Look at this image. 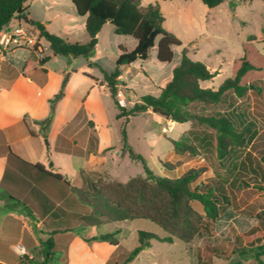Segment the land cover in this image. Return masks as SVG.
I'll return each mask as SVG.
<instances>
[{"label":"trees","instance_id":"1","mask_svg":"<svg viewBox=\"0 0 264 264\" xmlns=\"http://www.w3.org/2000/svg\"><path fill=\"white\" fill-rule=\"evenodd\" d=\"M28 1L0 0V32L11 20L23 19L39 31L40 36L48 42L54 55L72 58L81 56L90 59L98 44V33L106 23L112 24L116 35L131 36L137 40V46L134 50L131 52L124 51L120 54L116 61V67L111 74L104 72L115 108L118 110L117 119L151 111L176 123L191 122L192 126L197 125L209 129L211 131L209 134H201L202 131L194 127L190 128V138L172 139L173 150L177 155L188 153L195 156L200 150L206 149L207 145L213 144L206 139L208 136L214 142V155L217 162H221L224 167H227L226 177L218 174L217 180L211 179L207 183L198 182L200 176L206 171L203 167L191 168L175 178L155 174L148 167L145 158L133 152L128 144L127 133L123 129V149L128 151L133 159L142 163L146 175L133 176L126 181L100 176L95 182H92L89 186L91 196L84 195L80 198L84 203L83 210L85 212L77 215L82 217L83 227L96 224L94 216L97 212V205L94 201L96 197H100L114 207L110 211L111 220L147 219L157 224L167 234L158 236L152 232L138 231L140 245L130 251L124 250L121 253L123 261L115 264H130L142 250L151 246L152 240L174 243L178 239L187 244L188 250L191 249L190 246L197 239H201L205 244L211 242L214 225L223 218L231 221L236 219L232 210L223 208V206L230 204L226 184L238 188L249 186L245 180H238L236 177H232L231 181L228 179L233 172L247 169V163L243 158L244 151L257 137L254 121L244 112L237 110L235 104L228 100V96L232 92L237 98H244L252 85L257 94L263 91L262 86H256L255 83H250L247 80L254 72L264 71V55L258 50L252 54L246 51L241 58L234 61L233 75L219 87L214 88L204 87L202 83L212 81L218 72L212 71L201 61L191 59L188 55V49L184 47L181 51L180 63L173 69L171 80L160 87V93L157 96L143 95L139 102L127 109L121 106L116 99L117 85L120 83L118 77L122 73L121 66H130L136 61L148 60L150 51L155 47L157 59L160 62H172L174 58L172 47L182 45L181 40L164 27L165 16L160 4L156 2L144 5L143 0H71L78 15L86 18L85 27L89 35V40L86 43H72L59 35L50 33L43 23L29 19L26 14ZM201 1L212 9L220 6L225 0ZM240 1L251 2L253 0ZM236 5L235 1L230 2L232 9ZM158 38L159 41L157 42ZM260 42H264V28L261 33L250 35L247 38L249 44ZM49 59L50 57L40 59L39 66L44 65ZM34 71L36 69H30L25 63L21 72L25 76H31ZM42 71L46 72L45 70ZM65 85L66 78L59 93L50 100V114L41 122L43 134L51 123L56 103L64 95ZM222 104L228 105L230 109L222 110L220 108ZM25 123L30 133L37 135L27 120ZM240 158L241 160H239ZM14 159L21 160L13 152H10L8 161L13 162ZM261 162H264V156ZM253 163V160L249 159L250 168L254 174ZM27 165L29 167L28 175L31 179L46 183L47 178H49L53 182H59L64 188H59V195L63 196L64 190L71 194L77 193V189L72 187L71 183L61 174L49 171L39 164L27 163ZM8 176L9 167L1 187L4 188L13 207L21 206L25 213L36 221L44 219L45 212L43 213L42 209L45 208L44 210L47 211L52 209L54 201L45 200L43 202V200L35 198L34 193L31 194V197L13 194L7 187L5 188V178ZM66 202L74 206V202L70 198H67ZM194 203L199 204L201 211L194 207ZM87 204L91 205V211L86 209ZM57 212L65 213L66 210L59 207L52 214V217L57 216ZM257 218L264 222V211ZM44 225L49 227L47 222H44ZM58 227L49 232L35 228L34 233L39 242V254L42 260L29 258L28 255L23 254L21 264H51L55 259L53 235L71 231L70 228ZM120 232L121 230L117 229L114 232L99 234L92 238H84V240L86 242L91 240L107 241L117 250H120V241L117 237ZM46 233L49 237L44 240L42 236ZM77 233L82 234L80 231ZM259 239L256 238V241L258 242ZM242 255H247L245 250L241 251L238 257L241 258ZM263 255L264 243L258 244L254 247L251 256L258 264H264L261 258ZM234 264H238V262L236 261Z\"/></svg>","mask_w":264,"mask_h":264},{"label":"rangeland","instance_id":"2","mask_svg":"<svg viewBox=\"0 0 264 264\" xmlns=\"http://www.w3.org/2000/svg\"><path fill=\"white\" fill-rule=\"evenodd\" d=\"M47 1L48 3H46ZM151 1L158 2L160 6L162 5L165 14L164 27L178 32L183 45L175 46V58L172 62H160L157 59L155 47L150 51L148 60L139 61L130 69L123 68L125 83L134 89L138 97L146 94L154 96L159 94L156 85H163L171 78L172 63L180 60L181 51L184 47L188 49V55L191 59L201 61L209 69L218 72V75L212 81L204 83V87L217 88L226 79L230 78L233 75L234 61L241 58L246 51L252 54L258 50L264 55V42L247 43V38L250 35L259 34L264 28V0H254L252 3H245L240 0H225L222 5L214 10H210L201 0ZM231 1L237 3L234 9L230 7ZM28 4H32L34 15L49 17L52 21V29L58 32L61 31L63 23L71 21L76 16L75 7H73L71 0H45L44 2L30 0ZM46 4L50 5L49 10L46 8ZM178 9L182 10V18L180 19L175 16ZM188 15L190 20L193 18L196 21L208 17V19L214 20L215 24L208 23L207 32L202 35L203 32L200 30L201 34L198 35L197 31L187 27L186 19ZM21 24L24 25L25 21H22ZM17 25L18 21L13 19L7 26L16 27ZM7 26L4 27V30ZM171 32L174 33V31ZM87 36V33H85L79 35L76 39L82 37L87 39ZM132 40L134 39L131 36L116 35L114 27L110 23H106L102 27L100 44L91 57L96 56L98 58L99 67L97 70L94 69L93 72L95 73L96 70L97 76L102 82L106 83L104 72L111 74L114 71L119 48L124 45L130 48ZM42 43L45 47L44 55L51 56L48 42L43 40ZM24 53L25 51L22 52L21 50L16 52V54ZM36 58V55L32 53V59L35 60ZM64 60L62 57H57L49 63V66L56 71H62L71 63L77 66L85 58L80 56L76 59ZM247 81L255 83L256 86H262L263 91L257 94L254 91L255 87L252 85L244 98H237L232 92L228 96V100L235 104L237 110L244 112L254 121L257 130V137L244 151L243 158L247 163V169L233 172L228 179L231 181L232 177H236L238 180L248 182L249 186L238 188L226 184L230 204L223 206V208L225 210L230 209L235 213V221L221 219L213 227L211 242L205 244L201 239H197L190 246V250H188L185 242L178 239L174 243L152 240L151 246L142 250L130 264H234L236 261L238 264H258L251 255L255 246L264 243V222L257 218L264 211V162H261L264 156V71L254 72ZM128 91L130 90L128 89ZM96 96L98 99L96 104L98 107L97 121L98 123L103 121L104 124H100V127L108 130V143L114 147H118L121 143L123 146L121 138L124 129L127 133L129 146L135 154H140L145 158L153 173L175 178L191 168L203 167L206 171L200 176L198 182L207 183L211 179L217 180L219 178L218 174L226 177L227 167H224L221 162H217L214 155V142L208 136H206V139L213 144L207 145L206 149L200 150L195 156L188 153L177 155L173 150L172 139L190 138V128L194 127L202 131L201 134H209L211 132L209 129L197 125L192 126L191 122L177 123L175 126L168 122L163 124V129L160 124L161 116L151 112L132 116L130 120H127L128 117L117 119L118 110L115 108L114 99L108 93L102 92L100 88L96 90ZM54 98L55 96L52 99ZM130 98L134 102L140 101V98L135 96ZM132 106L133 104H130L125 108L129 109ZM220 108L222 110L230 109L225 104H222ZM98 115H101L100 119ZM51 121L53 122V118ZM121 157L119 167L113 170L115 179L126 181L133 176L146 175L142 163L137 159H133L129 152L123 148ZM248 158L254 162V174L250 168ZM79 163L80 160L76 159L73 162L74 168H69L71 164L66 168L70 177H73V169ZM166 164L168 165L166 166ZM109 178L112 177L109 176ZM94 202L97 205V212L94 216L96 225L83 232L98 235L120 229L121 232L117 237L121 249L117 251L116 262L114 263L123 261V256L120 255L121 257H119V254L124 250L130 251L140 245L138 231L144 230L158 236L167 235L162 228L147 219L111 220L110 211L114 207L100 197H96ZM193 205L198 211H201L199 204L194 203ZM64 238L65 235L58 236L59 241L61 239L63 241ZM256 238H260L258 242ZM101 243L102 241H95L90 244V248L97 249ZM103 243L108 245L107 241H103ZM86 248L85 244H80L79 246H73L69 252L63 253V251L56 250L55 259L51 264H62L57 259L65 254L69 258V264H105L108 261L107 256L111 254L109 250H106V260L104 257H99L85 262L87 256L83 255V251ZM244 250L247 255H242L241 258L238 257L240 252ZM9 252L11 257L14 258L15 249L9 250ZM261 258L264 262V255Z\"/></svg>","mask_w":264,"mask_h":264},{"label":"crops","instance_id":"3","mask_svg":"<svg viewBox=\"0 0 264 264\" xmlns=\"http://www.w3.org/2000/svg\"><path fill=\"white\" fill-rule=\"evenodd\" d=\"M29 1L26 3L28 7L26 14L29 19L43 23L50 33L59 35L69 42H88L89 35L85 27L86 18L79 16L76 8V16L71 21L63 23L61 31L58 32L52 29V21L49 17L34 15L32 10L33 2L32 4H28ZM41 1L44 2L45 0ZM252 2L254 0L245 3ZM150 3L154 2L143 0L144 5ZM73 7L75 6L73 5ZM46 8L49 10L50 5L46 4ZM161 10L164 14L162 5ZM175 16L179 19L182 18V10L178 9ZM15 19L18 21V24L24 21L23 19ZM208 23L215 24V21L208 19V17L201 19V21H196L193 18L190 20L189 15L186 19L187 27L197 31L198 35L201 34L200 30L203 32L202 35L207 32ZM170 30L174 31V34L180 39L178 32L174 29ZM100 32L97 35L98 44L96 49L100 44ZM85 33L88 35L87 39L84 37L76 39L79 35L81 36ZM133 39L130 42V48L125 45L119 48L116 61L122 52H131L135 49L137 40ZM174 48L175 46L172 47L173 52ZM17 50L25 51V53L16 54ZM44 52L45 49L42 53L35 52L29 48L0 49V264H21L23 254L28 255L29 258L41 261L42 257L39 254L38 247L39 242L35 236L34 229L37 228L49 232L58 226L70 228L71 231L53 235L55 244L54 253L56 250L63 251V253L69 252L73 246L85 244L87 246L83 251V255L87 256L85 262L99 257H104L106 260L105 252L109 250L111 254L107 256L108 261L105 264H115L117 248L109 243L105 245L103 241L97 249L90 248V244L98 240L86 242L84 238H92L96 235L87 234L83 231L95 227L96 224L84 228L82 217L77 215L85 212L83 210L84 203L80 198L84 195L91 196L90 184L95 182L100 176H110L115 179L113 175L115 172L113 170L119 167V161L122 159V143L118 147L111 146L108 143V130L100 127V124H104L103 121H100V123L97 121L98 107L96 104L98 99L96 90L100 88L102 92L104 91L111 96L108 84L107 82H102L97 76L96 70L99 67V63L96 56L90 59L85 58L77 66L71 63L70 66L65 67L62 71H56L49 66V63L53 59L62 57V59H65L64 61H67V59L76 58L54 55L52 51L51 57L50 55H44ZM32 53L37 57L35 60L32 59ZM44 57H50V59L44 65L39 66V60ZM139 61L130 66H121L122 73L118 77L120 84L133 92L137 98L140 97L124 81L123 68L127 67L130 69L131 66ZM25 63L28 64L30 69H36L31 76H25L21 72ZM179 63L180 60L172 63V72ZM94 69H96L95 73L93 72ZM211 70L214 71L213 69ZM65 78L64 95L56 103L53 122L51 121L52 124L50 123L45 134H43L41 122L49 116L51 111L50 100L59 93ZM168 81L163 85H156L155 82L153 84L156 85L160 93V87H163ZM204 83H202V86ZM100 117L101 115H98L99 119ZM131 117L129 116L127 120H130ZM25 120L32 126L37 135L30 133ZM168 122L174 126L177 125L172 120L160 117V124L163 129V124ZM121 142H123L122 138ZM10 152H13L22 161L17 159H14L13 162L8 161ZM76 159H79L80 163L75 165L73 177H70L66 168L70 164L69 168H74L73 162ZM27 163L32 165L39 164L49 171L61 174L71 183L72 187L77 189V193L71 194L67 190H64L65 193L62 196L58 194V191L60 187L64 188L59 182H53L49 178H47L46 183L31 179L28 175L29 167ZM8 167L9 176L5 178V188L7 187L13 194L31 197V194L34 193L35 198H39L43 202L45 200L54 201L52 209L48 211L44 210L45 208L42 209L43 213L45 212L44 219L36 221L30 218L21 206L13 207L4 188L1 187L6 170L8 174ZM67 198H70L74 202V206L66 202ZM59 207L66 210V214L57 212L58 215L52 217V214ZM86 209H90L91 211V205L87 204ZM44 222H47L48 228L44 225ZM77 231H80L82 234L79 235ZM64 235L65 238L63 241L61 239L60 242L58 236ZM48 237V233L42 236L44 240ZM13 249H15L14 258L11 257L9 252V250ZM120 255L119 257H121ZM57 260L62 264H69L67 254Z\"/></svg>","mask_w":264,"mask_h":264},{"label":"built area","instance_id":"4","mask_svg":"<svg viewBox=\"0 0 264 264\" xmlns=\"http://www.w3.org/2000/svg\"><path fill=\"white\" fill-rule=\"evenodd\" d=\"M45 40L40 36L39 31L32 25L25 22L16 27L7 26L6 29L0 32V49L14 50L18 48H29L35 52L42 53L45 49L42 41ZM119 79V78H118ZM120 83L117 85L116 99L123 107H127L130 104H135L130 97L134 94L128 91ZM23 251V248H22Z\"/></svg>","mask_w":264,"mask_h":264}]
</instances>
